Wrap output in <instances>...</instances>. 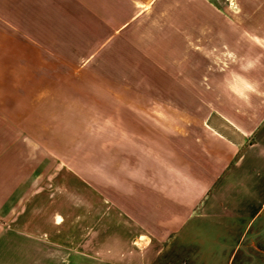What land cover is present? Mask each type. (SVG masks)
I'll list each match as a JSON object with an SVG mask.
<instances>
[{
  "label": "rangeland",
  "instance_id": "obj_1",
  "mask_svg": "<svg viewBox=\"0 0 264 264\" xmlns=\"http://www.w3.org/2000/svg\"><path fill=\"white\" fill-rule=\"evenodd\" d=\"M127 2L0 0V114L37 164L23 182L70 208L124 203L148 144L168 154L234 90L264 91V0Z\"/></svg>",
  "mask_w": 264,
  "mask_h": 264
},
{
  "label": "crops",
  "instance_id": "obj_2",
  "mask_svg": "<svg viewBox=\"0 0 264 264\" xmlns=\"http://www.w3.org/2000/svg\"><path fill=\"white\" fill-rule=\"evenodd\" d=\"M239 95L202 118L196 135L175 138L168 154L165 138L156 151L148 144L149 165L126 181L124 203L104 209L70 208L68 192L23 182L37 164L23 165L20 131L0 114V264H264V91Z\"/></svg>",
  "mask_w": 264,
  "mask_h": 264
}]
</instances>
